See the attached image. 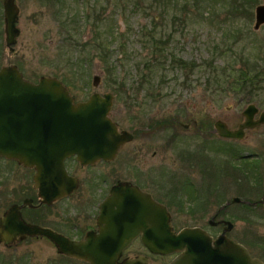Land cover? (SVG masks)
<instances>
[{"label":"rangeland","instance_id":"374dc122","mask_svg":"<svg viewBox=\"0 0 264 264\" xmlns=\"http://www.w3.org/2000/svg\"><path fill=\"white\" fill-rule=\"evenodd\" d=\"M18 4L22 10L21 34L11 46L12 52L3 46V50L0 49V68L15 66L33 82L41 76L56 78L70 86L77 102L85 101L94 92L111 93L114 100L110 118L120 130L133 132L139 123L144 130L151 121L156 125L155 132L142 140L145 143L152 141L151 148L145 145L144 149L148 157L156 152L152 162L157 165L173 162L183 168V162L177 156L184 152H181L184 145L175 144V141L169 144L168 141L177 134L179 143L196 129L193 127L195 121L212 120L210 109L218 107L223 110L235 105L230 116L236 123L241 121L240 112L247 103L237 104L238 96L229 92L219 94L217 85L236 83L233 81L235 76L247 65L258 70L264 68V25L257 31L253 29L255 8L264 4V0L244 2L243 13L233 9L235 3L232 0H18ZM70 19L75 20L73 26L67 21ZM103 32L113 36L108 43L109 64L112 65L109 72L95 59L98 54L92 46L96 38H99L96 44H107ZM150 36L154 37L152 43L158 46H154L158 53L153 55L149 47ZM164 47L172 56L189 64L185 71L172 69L164 63L156 69L151 68L150 62ZM93 76L100 78L97 87L92 85ZM260 82L264 83V80ZM118 90L121 93H117ZM262 93L259 101L263 102L258 105L259 109L264 108ZM213 100H220V104L217 106ZM171 118L191 127L185 131L181 125H173L170 130H162L160 124L170 122ZM257 136L256 133L250 134L249 140L240 147L254 150L252 146ZM134 146L132 143L123 148L115 162H121L128 153H133ZM177 172H180V178L190 175L194 182L200 178L197 171ZM172 174L173 178L174 170ZM171 179L162 176L158 180L157 192H166L165 187L168 188ZM197 189H201V194ZM197 189L194 193L188 189L186 198L181 196L180 207L173 205L172 210L169 209L174 231L198 227L215 237L227 227L224 222H230L233 229L226 234L264 264V214L254 212L256 215L244 219L236 213L212 227L208 222L213 221L210 216L216 204L203 207L202 202L210 200L211 196H203L207 191L204 185ZM229 189L226 188L228 192L221 196V201L235 194L229 192L232 188ZM85 194H81V202L79 196L75 199L76 207L82 203L83 211L89 207L83 203ZM129 253L147 256L149 264L170 261L168 256H153L137 248ZM0 264L75 263L58 256L55 248L44 242L11 249L0 246Z\"/></svg>","mask_w":264,"mask_h":264},{"label":"water","instance_id":"95a60500","mask_svg":"<svg viewBox=\"0 0 264 264\" xmlns=\"http://www.w3.org/2000/svg\"><path fill=\"white\" fill-rule=\"evenodd\" d=\"M6 46L16 43L17 10L13 0H5ZM264 25V4L255 8L253 29ZM99 76H93L97 87ZM113 95L92 93L85 102H75L69 88L52 77H40L36 84L25 80L15 66L0 69V156L24 165L44 168L45 175L56 181L65 179L63 161L76 156L81 165L98 160H112L120 147L132 136L119 132L110 118ZM257 108L250 104L243 112L244 122L235 131L221 130L220 136L243 140L245 132L264 125V110L257 120ZM224 128V127H222ZM39 140V163L31 162L37 153L26 150ZM55 191L60 187L54 185ZM52 187V188H54ZM113 187L100 205L99 235L74 242L47 229L26 227L11 212L0 220V244L9 248L17 237L41 235L56 247L57 253L90 264H149L146 256L118 262L122 251L133 238L141 235L142 243L152 255L176 256L168 264H263L248 250L225 234L230 222L215 239L201 228H184L174 233L166 208L135 187ZM49 188V187H48ZM70 181L68 189H76ZM61 195V194H60ZM235 198L232 202H237Z\"/></svg>","mask_w":264,"mask_h":264},{"label":"flooded vegetation","instance_id":"af4514ba","mask_svg":"<svg viewBox=\"0 0 264 264\" xmlns=\"http://www.w3.org/2000/svg\"><path fill=\"white\" fill-rule=\"evenodd\" d=\"M4 2L5 0H0V49L3 50L4 47L10 53L12 49L6 46ZM13 4L17 10L15 23L17 42L21 34L19 21L22 10L18 0H13ZM217 86L219 94L220 92L221 94L229 92L238 96L236 98L237 104L247 103L240 112L241 121L236 123L233 121L234 117L230 116V112L234 110L235 105L224 107L223 110L222 108L214 107L209 110V114L213 117L212 120H202L200 123L195 121L193 127L196 129L188 133L190 135L181 142L178 143L176 141L177 134H173L168 141L169 144L175 141V144L182 143L184 145V149L181 151L184 152L182 155L180 154V157L177 156L178 159L182 160L183 168L178 167V163L173 162L157 165L152 162L156 157V152H152L149 157L147 156L144 148L145 145L151 148L152 141L145 143L142 139L146 138L147 134L150 135L153 131L155 132L157 127L152 121L146 124L144 130L140 128L141 123L138 124L139 127L135 131L129 130L128 132L132 139L120 147L112 160L101 159L93 164L81 165L77 161L76 156L64 159L65 179L59 181H56L51 176L46 177L44 168H40L39 165L37 167L35 164L24 165L15 159L0 156V220L5 213L11 212L12 217L17 222H21L22 225L50 230L69 241H85L87 235L97 238L99 235L100 205L110 195L112 188L119 187L120 184L125 185L127 188L135 187L163 205L170 215L173 229L170 211L172 206L180 207L181 196L186 198L185 192L188 189H191L189 191L194 193L202 185L207 188L206 193L203 192V196H211L210 200L202 202L203 207L212 206L213 203L216 204V209L213 215L210 216V220L213 219V221L208 222L212 227H217V222L227 221L226 219L235 216L236 213L244 219L256 215L254 212L264 214V209H262L264 208V125L247 130L243 140L223 138L220 136L222 131L216 129L218 123V126H221V130L232 132L239 129L244 122L243 112L250 104L257 108V114L254 117L257 120L260 112L264 110V108L259 109L258 106L263 102L259 101V99L262 100L259 97L264 92V83H248L246 85L228 83L218 84ZM244 87H247L248 91L237 92L234 90L235 88ZM219 101L213 100L217 106L220 104ZM173 125H181L185 131H188L191 127L189 124H179L173 118H171L170 122L165 121V123L160 124V127L162 130H170L174 127ZM254 133L258 134L253 142L252 147H255L254 150L248 151L241 148L240 145L247 142L250 134L253 135ZM29 143L31 146L25 149L37 153L31 158V162L37 161L39 163L38 152L41 149L39 140L29 141ZM132 143H135L134 152L128 153L127 157L124 156L121 162H115L121 150ZM189 147L194 149H189ZM132 155L134 156L132 157ZM163 170L164 172H162ZM173 170L174 176L172 178ZM178 170L197 171L200 178L195 182L189 178L190 175H186L188 178H180L181 175L180 172H177ZM162 176L172 179L168 184V188L165 187L166 192H162V190L157 192L158 180ZM73 180L77 182V188L69 190V183ZM54 185L60 187L61 193L60 191H55ZM195 185L199 186L196 187ZM85 187L87 190H85ZM227 187L232 188L229 192H234L235 194L231 198L221 201V196L228 192L226 190ZM197 190L201 194V189ZM81 191L83 193L86 192L83 202L87 203V207L89 205L88 209H84L86 211L81 210L84 208H81L82 203L79 204V207H76L75 199L78 196L79 201L83 198V196L80 198L81 194H83ZM172 192L175 195L174 197H172ZM159 193H161L160 197L158 196ZM167 198L168 200H166ZM235 198L238 201L232 202ZM188 201L191 202L192 200ZM219 225L223 228L222 224ZM222 231L223 229H221ZM226 236L234 241L227 234ZM215 237L212 236V238ZM44 242L54 247L57 253L55 245L48 238L39 234L26 235L23 238L17 237L9 248L3 244H0V246L11 249L25 245L43 244ZM136 248L147 251V248L142 243L141 235L133 238L126 249L122 251L118 262L140 256L141 254L138 253H129ZM57 255L75 264H90L59 253ZM174 256H168L170 261Z\"/></svg>","mask_w":264,"mask_h":264},{"label":"trees","instance_id":"16d2710c","mask_svg":"<svg viewBox=\"0 0 264 264\" xmlns=\"http://www.w3.org/2000/svg\"><path fill=\"white\" fill-rule=\"evenodd\" d=\"M248 1L247 0H232V3H235V4H233V5H235L233 9H235L236 11H239L240 13H243L244 2H248ZM94 19H96L97 21H100L96 17ZM67 21H69L70 22L69 24H71L72 26L75 23V20H73V19H70ZM103 36L107 40V44H104L103 42L101 44H99V43L96 44V40L99 39V38H96V39H93L92 46L98 54L97 56H95V59H97L103 65V68L106 72H109V71H111L112 65L109 64L111 56H110V52H109L110 50L108 49V48H110L108 43L111 42V39H113V36H112V34L109 35V32H103ZM150 40H151V43H150L149 47L152 49L151 54L153 55L155 53H158L154 47L157 45L155 44V42L152 43L154 41L153 36H150ZM165 45L166 44H163V46H165ZM167 51H168L167 47H164V49L160 48V51H159L160 53L155 58L152 59V61L154 60V62H152V61L150 62L152 65L151 68L156 69L158 67V65L163 66L162 63H164V64L169 65L170 68H172V69H178L180 71H185L189 64L187 62H185L184 60H181V59L176 58L175 56H172V54L167 52ZM161 60H162V62H160ZM151 68H150V70H151ZM245 68L246 69L239 71V74L235 76V78L233 80L234 82L246 85L248 83L249 84L259 83L260 81H262V79L264 80V68H262L261 70L260 69L258 70V69H256L255 66H252V68H250L248 65ZM68 87H70V86H68ZM234 90L237 92H240V91L244 92L245 90L248 91V88L247 87L235 88ZM116 92L121 93V91H119V90ZM119 96L120 95L118 94V98H119Z\"/></svg>","mask_w":264,"mask_h":264}]
</instances>
